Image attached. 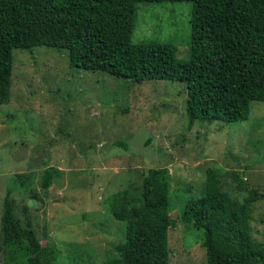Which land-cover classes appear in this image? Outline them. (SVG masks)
<instances>
[{
    "label": "rangeland",
    "instance_id": "374dc122",
    "mask_svg": "<svg viewBox=\"0 0 264 264\" xmlns=\"http://www.w3.org/2000/svg\"><path fill=\"white\" fill-rule=\"evenodd\" d=\"M148 7L146 14L138 11L132 40L172 43L177 58L187 59L191 2ZM11 78L10 100L0 103V264H7L4 202L12 200L14 215L42 246L56 250L54 264L117 257L125 222L112 214L108 196L126 190L141 197V171L148 167L169 171L175 220L168 229L169 264L206 262L203 231L182 213L201 194L208 167L222 172L237 199L255 196L250 232L264 243V102L252 101L246 120H195L189 128L182 82L133 84L77 70L66 49L48 46L14 49ZM48 166L58 175L42 189L39 172ZM27 173L34 175L29 193L20 184Z\"/></svg>",
    "mask_w": 264,
    "mask_h": 264
},
{
    "label": "trees",
    "instance_id": "16d2710c",
    "mask_svg": "<svg viewBox=\"0 0 264 264\" xmlns=\"http://www.w3.org/2000/svg\"><path fill=\"white\" fill-rule=\"evenodd\" d=\"M158 2H191L187 59L177 58L172 43L132 40L138 11L146 14ZM34 46L66 49L71 67L133 84L182 82L189 128L195 120H246L251 102H264V0H0V103L11 96L13 50ZM57 175L55 167H44L40 187ZM33 176L20 179L26 193L34 189ZM141 178V197L126 190L108 196L125 236L119 255L103 264H169L168 229L175 225L169 171L148 167ZM225 185L222 172L208 167L201 194L182 213L203 231L204 264H264V243L253 241L249 225L255 196L239 200ZM14 203L5 201L2 215L6 263L54 264L56 250L42 246L14 215Z\"/></svg>",
    "mask_w": 264,
    "mask_h": 264
}]
</instances>
